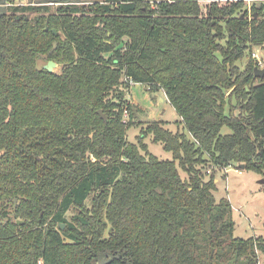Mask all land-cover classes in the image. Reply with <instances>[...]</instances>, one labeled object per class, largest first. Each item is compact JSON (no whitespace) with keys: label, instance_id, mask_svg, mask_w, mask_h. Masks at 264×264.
<instances>
[{"label":"trees","instance_id":"1","mask_svg":"<svg viewBox=\"0 0 264 264\" xmlns=\"http://www.w3.org/2000/svg\"><path fill=\"white\" fill-rule=\"evenodd\" d=\"M207 3L0 10V264H259L264 237H235L232 203L203 168L264 173V78L250 57L264 3L251 15L241 0ZM131 81L163 90L183 131L138 123L130 142Z\"/></svg>","mask_w":264,"mask_h":264},{"label":"rangeland","instance_id":"2","mask_svg":"<svg viewBox=\"0 0 264 264\" xmlns=\"http://www.w3.org/2000/svg\"><path fill=\"white\" fill-rule=\"evenodd\" d=\"M15 5L22 4H32L39 5L48 3L50 11H55L57 7L64 3H89L91 0H12ZM213 1V0H212ZM228 1V0H221ZM258 3H264V0H257ZM224 3V2H223ZM208 4L207 2H202V5ZM260 5V4H259ZM253 6V5H252ZM249 5H245V8L251 9ZM0 10H7V4L1 5ZM36 12L30 13V16H34ZM251 15V13H250ZM253 52H256L258 57L264 61V46H256L252 50V54L250 57H253ZM249 54L238 64L242 69L248 64ZM255 60L256 58L253 57ZM48 60L46 58L40 59L39 64L46 66ZM257 63V60H256ZM264 68V67H263ZM62 70V66L58 65L55 67L56 72H60ZM144 92L142 93L140 84H135V86L131 87L126 97L128 100H131L132 97L137 99V101L144 107L143 109L138 104H134V118L133 122L137 124H133L127 131V137L130 142H137V136L141 134V125L138 123L149 124V122L156 120H164L166 121L167 127L171 128L174 131H183V122L181 121V117L170 103L167 96L163 90L159 92H155L153 98V94H150L146 91L144 85ZM166 98L165 102H158V96ZM152 96V97H151ZM158 102V103H157ZM233 103H236V100H233ZM145 111V112H144ZM227 111L229 112V107H227ZM237 114L240 113L238 109L235 110ZM147 112V113H146ZM125 114V113H124ZM130 113L125 114V121H130ZM223 133L232 132L231 128L223 127ZM144 141L148 144L150 151L155 154L159 159H173L172 151H169L163 147L161 142L152 141V135H147L144 138ZM207 157V156H206ZM208 158V157H207ZM182 177H186L187 173L182 170L179 166ZM216 166L213 163L207 164L206 167L203 168V172L205 173L206 179L210 176H214L216 179V184L218 190L215 195L217 198L228 197L232 203L233 212H234V221H235V237L241 238H250V237H258L262 235L264 237V173H257L253 170H248L246 168H241L239 163H234L231 167L228 168ZM73 210L69 211L67 217L72 218ZM107 255H102L100 257V262L106 261ZM259 264H264V255L259 253Z\"/></svg>","mask_w":264,"mask_h":264},{"label":"built area","instance_id":"3","mask_svg":"<svg viewBox=\"0 0 264 264\" xmlns=\"http://www.w3.org/2000/svg\"><path fill=\"white\" fill-rule=\"evenodd\" d=\"M177 1H179V0H148V2L150 4V8L153 9V10H158L160 8V6H161L162 3H174V2H177ZM211 1L212 0H198L199 3H202V2H211ZM228 1H230V0H228ZM235 1H237V0H235ZM241 1H244L246 3V5H249L250 7L253 4H255V3L261 4V3H258L257 0H241ZM225 2H227V1H225ZM11 4L15 5L12 2L10 4H8V5L11 6ZM17 5H21V4H17ZM251 12H252V9L249 10V13H251ZM253 57H255L256 60H257V66L260 67V68H263L264 67V61L261 60L258 57V55H257L256 52H253ZM133 84H135V83L132 82V85ZM125 114H127V112H125ZM226 170H228V168Z\"/></svg>","mask_w":264,"mask_h":264},{"label":"water","instance_id":"4","mask_svg":"<svg viewBox=\"0 0 264 264\" xmlns=\"http://www.w3.org/2000/svg\"><path fill=\"white\" fill-rule=\"evenodd\" d=\"M53 32H55L56 35L59 34V32H58L56 29H54ZM56 45H57V42H54V44H53V48H55ZM56 66H57V63H56L55 61H53V60H49L48 63L46 64L45 68H47V69H48L49 71H51V72H54ZM254 72H255V76H257V77H261V78H264V68H260V67L256 66V67L254 68ZM98 113H99L100 115H102V116L106 119V115H104V113L102 112V110L99 109V110H98ZM240 167H241V168H245V164H241ZM16 200H17V199H16ZM16 200H15V201H16ZM18 223H19V224H22V223H23V220H21V219L18 220ZM62 228H64V225H62Z\"/></svg>","mask_w":264,"mask_h":264},{"label":"crops","instance_id":"5","mask_svg":"<svg viewBox=\"0 0 264 264\" xmlns=\"http://www.w3.org/2000/svg\"><path fill=\"white\" fill-rule=\"evenodd\" d=\"M4 4H7L8 5V1L7 0H0V8H1V5H3L4 6ZM135 84H139V83H135ZM135 84H133L132 85V87L133 86H135ZM140 87H141V91H142V93L144 92V88L142 87V84H140ZM153 96H154V94H153ZM158 96V102H165V100H166V98H164V97H161V95H157ZM152 97V96H151ZM156 96H154L153 98H155ZM132 102L134 103V104H138V105H140V107H142L143 109H146L147 110V108L146 107H144V106H142L138 101H137V99H135L134 97H132ZM157 102V103H158ZM135 112V111H134ZM145 112V111H144ZM147 113V112H146ZM181 119V118H180ZM162 120V119H161Z\"/></svg>","mask_w":264,"mask_h":264}]
</instances>
